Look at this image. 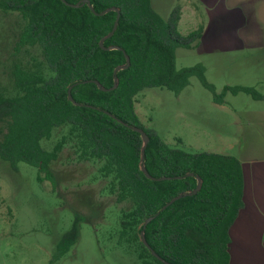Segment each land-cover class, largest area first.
I'll return each instance as SVG.
<instances>
[{"label":"trees","instance_id":"trees-1","mask_svg":"<svg viewBox=\"0 0 264 264\" xmlns=\"http://www.w3.org/2000/svg\"><path fill=\"white\" fill-rule=\"evenodd\" d=\"M90 1L96 12L111 7L121 10L116 31L104 41L106 47L121 48L100 45L114 26V10L99 15L87 4L71 7L62 0H0L1 10L16 11L24 20L15 49L39 46L48 70H32L15 62L16 94L7 95L0 87V158L16 171L21 162L35 166L38 180H49L55 186L51 164L69 143L82 159L102 161L100 173L109 179L117 202L132 203L122 212L120 236L137 244L135 253L141 264H165L142 242L141 231L150 247L173 264H229L230 228L243 206L242 162L235 155L166 142L155 128L143 123L136 102L147 88L180 94L192 76L219 103L229 91L255 99H264V94L246 85H226L218 92L203 63L177 67L176 49L191 48L203 34L202 25L188 34L179 31L180 3L165 18L151 0ZM127 55L131 64L117 72V87L100 88L95 81L104 88L113 86L114 71L127 63ZM70 86L81 105L69 99ZM131 126L149 136L144 163L156 179L141 168L144 141ZM62 127L67 132L52 149L46 148L44 140ZM198 177L202 186L197 193L161 210L173 197L193 191ZM152 215L153 220L144 226ZM78 237L79 221L75 219L57 244L62 253Z\"/></svg>","mask_w":264,"mask_h":264},{"label":"rangeland","instance_id":"rangeland-1","mask_svg":"<svg viewBox=\"0 0 264 264\" xmlns=\"http://www.w3.org/2000/svg\"><path fill=\"white\" fill-rule=\"evenodd\" d=\"M183 3L188 7L187 18L196 1ZM261 17L264 20V6ZM23 24L18 12L0 9V87L7 95L16 94L12 78L15 62L48 72L39 46L15 49ZM258 48L250 53L216 54L207 60L196 50L178 47L177 67L210 60L206 75L218 92L227 84H243L264 93V48ZM241 62L251 68L242 69ZM232 95L236 94L229 91L224 100ZM251 97L239 92L234 98ZM213 99V93L192 76L180 94L166 88L145 89L136 111L145 125L155 128L170 144L218 151L237 137L214 126L218 120L219 126L228 130L231 119L214 109ZM67 130L55 129L44 146L52 149ZM180 139L182 143H178ZM102 165V161L82 159L80 151L68 143L51 164L57 178L54 186L49 180H38L35 166L21 162L16 171L0 158V264H141L135 253L137 244L120 236L122 212L132 203L117 202L109 179L100 173ZM75 219L79 221V237L62 253L57 244Z\"/></svg>","mask_w":264,"mask_h":264},{"label":"crops","instance_id":"crops-1","mask_svg":"<svg viewBox=\"0 0 264 264\" xmlns=\"http://www.w3.org/2000/svg\"><path fill=\"white\" fill-rule=\"evenodd\" d=\"M194 1V10L186 18L188 7L183 0H151L153 7L165 18L177 3L181 4L178 29L182 34L203 26L200 41L187 49L196 50L208 60L216 54L250 53L260 49L258 47L264 48V20L261 17L264 0ZM201 63L207 70L212 62ZM241 64L242 69L251 68L246 62ZM238 95L228 96L222 103L213 99L212 103L214 109L231 119L228 130L220 127L218 120L214 121V126L220 132L235 134L236 141H230L222 150L205 151L235 155L242 162L243 206L230 228L229 264H264V99L234 98Z\"/></svg>","mask_w":264,"mask_h":264},{"label":"water","instance_id":"water-1","mask_svg":"<svg viewBox=\"0 0 264 264\" xmlns=\"http://www.w3.org/2000/svg\"><path fill=\"white\" fill-rule=\"evenodd\" d=\"M62 1H63L65 4H67V5L71 6V7H80V6H84L85 4H87V5L92 9V11H94L96 14H99V15H104L105 13H107V12H109V11H112V10L116 11V12H117V18H116V21H115V23H114V26H113L112 30L110 31V33L100 41V45H101V47H103L104 49L121 48V47H119V46H111V47H106V46H104V41H105L107 38L111 37V36L114 34V32L116 31L117 27H118V22H119V19H120V16H121V10H120L119 8H117V7H111V8H108V9L102 11V12H96L90 0H82L81 2H78V3H70V2H68L67 0H62ZM130 64H131V60H130V57L127 55V63L124 64V65H120V66L116 67V69H115V71H114V79H115V83L113 84V86H112L111 88H104V87H103L98 81H95V82L99 85L100 88H102V89H104V90H113V89H115V88L117 87V85H118V81H119L118 76H117V72H118L119 70H122V69L128 68V67L130 66ZM71 88H72V86H70V87H69V90H68L69 99H70L71 101H73L75 104H77V105H81V103H79V102H77V101L74 100V98H73V96H72V93H71ZM126 125H128V124H126ZM131 127H132L134 130H136V131H138L139 133L142 134V138H143V141H144V147H143V151H142L143 160H142L141 168H142V170L146 173V175H147L148 177L153 178V179H156V177H153V176L148 172L147 167H146V165H145V163H144L145 147H146V145H147L148 142H149V136H148V134H147L142 128H139V127H136V126H131ZM190 174H193V173H190ZM164 178H166V177H162V179H164ZM158 179H161V178H158ZM201 186H202V178H201V177H198V183H197V186H196V188H195L193 191L185 192V193H181V194H179V195L173 197L170 201H168L165 205H163V207H162L161 210L166 209V208H167L169 205H171L173 202H175L176 200L182 198L183 196H185V195H187V194H195V193H197V192L201 189ZM154 217H155L154 215L148 217V218L145 220V222H144V226H146L150 221H152ZM140 235H141V240H142V242H143V243H144V244H145V245H146V246L152 251V253H153L154 256H156L158 259H160L161 261H163L165 264H173V263H171V262L165 260V259H164L163 257H161V256H160L155 250H153V249L150 247V245H149V243H148V241H147V239H146V236H145L144 231H141V234H140Z\"/></svg>","mask_w":264,"mask_h":264}]
</instances>
